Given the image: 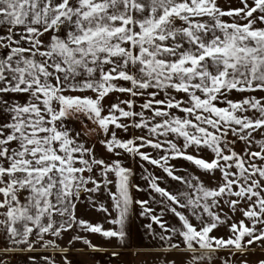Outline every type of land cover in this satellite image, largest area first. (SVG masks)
<instances>
[{
  "label": "snow or ice",
  "instance_id": "obj_1",
  "mask_svg": "<svg viewBox=\"0 0 264 264\" xmlns=\"http://www.w3.org/2000/svg\"><path fill=\"white\" fill-rule=\"evenodd\" d=\"M238 4L0 0V264L123 248L133 215L134 264H264V0Z\"/></svg>",
  "mask_w": 264,
  "mask_h": 264
},
{
  "label": "crops",
  "instance_id": "obj_2",
  "mask_svg": "<svg viewBox=\"0 0 264 264\" xmlns=\"http://www.w3.org/2000/svg\"><path fill=\"white\" fill-rule=\"evenodd\" d=\"M115 190V189H113ZM135 195V190L133 189V196ZM105 195H101V198H105ZM82 214L85 219H89L93 222L97 221H103L105 219L104 216H101L102 213L97 212L96 210L90 209L88 207H82L81 212L78 213ZM104 215V214H103ZM111 225H108L105 223V227H110ZM135 218L134 216L131 219L130 222V236L135 232ZM129 236V237H130ZM89 239L92 240L94 244H97L101 247V250L99 251H93L92 249L88 248L86 245H84L82 242H78L76 244V249L70 254V259L73 261V264H133V257L134 253L132 252L133 248H112L111 245H101V242L103 240V237L99 234H92L88 236ZM102 238V239H101ZM105 239V238H104ZM98 242H97V241ZM95 241L97 243H95ZM107 243H110L108 240H104ZM113 250H118L121 252V255L118 257H114L111 255V252ZM19 257V259H17ZM17 264H29L28 261L25 259L26 256H17L16 258ZM21 259H24L23 261Z\"/></svg>",
  "mask_w": 264,
  "mask_h": 264
},
{
  "label": "rangeland",
  "instance_id": "obj_3",
  "mask_svg": "<svg viewBox=\"0 0 264 264\" xmlns=\"http://www.w3.org/2000/svg\"><path fill=\"white\" fill-rule=\"evenodd\" d=\"M229 2L232 4V6H239V4H238V0H229ZM75 127L78 129V130H83V131H87V129H84L83 128V125H81V124H79V123H77L76 125H75ZM89 127H91V125L89 124ZM137 135H139L140 133L139 132H137L136 133ZM94 138V137H93ZM98 147V151H100V153H101V155H103L104 153H103V150H102V148H100V146L98 145L97 146ZM243 147V144L242 143H238L237 144V149L239 150V149H241ZM145 150H147V149H145ZM172 163H174V164H182V165H184L185 167H188L189 168V170H191V171H196L194 168H191V166L187 163V162H185V161H183V160H174V161H172ZM128 164H129V166H131L132 168H133V170H134V172H135V175L133 176V182L134 183H139V184H141L142 186H144L145 185V181L143 180V179H141V176H142V168H141V165L139 164V163H133V162H128ZM145 167H147V169L150 171V172H154L155 174H157V175H160V174H162L161 173V170H159V169H157V168H155L154 166H152V165H149V164H145L144 165ZM167 183H168V185L169 186H171V187H174L175 186V181H172L170 178H168L167 179ZM161 186H164L163 184L161 185ZM134 198H139V199H147L148 197H147V194L146 193H144V192H136L135 191V195H134ZM104 199H106V197L105 198H101V200H104ZM135 207V209L138 211V206H134ZM153 207H155V205H153ZM101 216H104L103 215V213L101 214ZM134 216V218H135V232L129 237V240H128V243L126 244V248H133V250H132V252L133 253H135V251H136V245H138L139 244V242H140V236H141V234L143 233V229H142V227H141V224L142 223H146L147 222V220H142L141 218H139L138 216H136V215H133ZM240 216V214L239 213H237L236 214V217H239ZM167 219H169L170 221H172V222H174V220H173V218L171 217V216H169V217H167ZM154 227H155V225H154ZM226 231H227V229L226 228H224V227H220L219 228V231H218V234H220V235H223V234H225L226 233ZM102 239V238H101ZM145 239V241H147V237H145L144 238ZM105 239L103 238V240H102V242H101V245H106V244H109V245H111V247L112 248H118L117 247V242H116V240L115 239H113L110 243H107V242H105L104 241ZM97 241V240H96ZM95 241V243H97ZM98 243H100V241L98 242ZM97 243V244H98ZM125 247V246H124ZM258 258H264V253H262L260 250H259V248H257L255 251H254V253L252 254V255H250V257H249V259L250 260H256V259H258ZM17 259H19V257L17 258ZM143 259H145V257H143V256H139V257H136V256H134L133 257V264H134V262H138V261H140V260H143ZM22 261L24 260V259H21ZM26 261H27V259H25Z\"/></svg>",
  "mask_w": 264,
  "mask_h": 264
}]
</instances>
